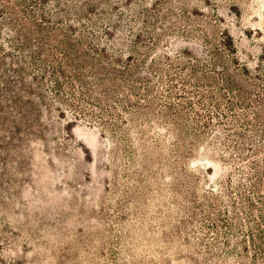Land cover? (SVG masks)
<instances>
[{
  "label": "rangeland",
  "instance_id": "1",
  "mask_svg": "<svg viewBox=\"0 0 264 264\" xmlns=\"http://www.w3.org/2000/svg\"><path fill=\"white\" fill-rule=\"evenodd\" d=\"M61 1L76 39L132 55L157 111L171 101V116L197 117L179 110L192 94L167 90L202 73L204 138L177 158L157 120L141 128L146 147L131 136L133 165L99 122L62 115L0 58V264H264V0Z\"/></svg>",
  "mask_w": 264,
  "mask_h": 264
},
{
  "label": "trees",
  "instance_id": "2",
  "mask_svg": "<svg viewBox=\"0 0 264 264\" xmlns=\"http://www.w3.org/2000/svg\"><path fill=\"white\" fill-rule=\"evenodd\" d=\"M47 2L0 0V58L9 57L13 60V64L20 68L18 75L21 81L27 82L29 76L28 81L39 91V96L44 100L51 98L58 104L62 115L65 116L68 111L75 120L87 117L99 122L113 136L115 144L124 145L129 150L127 160L133 165L139 157L135 154V142L131 140V136L135 135L137 142L146 147L145 133L141 128L147 126L155 129L152 123L157 120H167V124L173 127V134L178 138L174 143L177 158L201 143L204 136L200 135V114L195 109L193 98L197 97L198 104L203 106L204 96L195 89L199 86L196 81L205 78L202 73L193 69L191 75L181 74L179 78L183 79V87L179 89L173 83L175 79H172V89L167 90L169 100L181 96V93L174 90L192 94V98L180 97L185 99L178 104L179 110L186 105V109L192 110V114L197 117L184 116L181 111L180 114L176 112L171 116V101L168 109L159 112L155 107L152 108L159 99L155 91L156 85L150 79L146 84L143 83L139 73L141 68L127 63L132 55H128L126 60H123L121 53L120 56H114L108 52L109 47L102 46V41L86 33L79 41L70 33L74 27L68 24L73 20L67 17L69 21H64L66 14H74L75 8L66 11L62 8L68 5L56 0V9H52L47 7ZM62 25L67 28L64 29ZM211 57H214L213 60L218 59L214 53ZM218 67L219 65L216 66ZM173 75L177 74H172V78ZM205 110L210 112L208 118L212 116L211 110ZM139 156L149 165V157L145 156L143 159L142 155ZM171 168L174 175H177V167L171 164ZM157 176H151L150 181L157 179ZM258 177L259 175L257 182ZM250 204V209L258 210L252 202ZM246 214L251 227H257L253 211ZM259 218L264 222L263 213Z\"/></svg>",
  "mask_w": 264,
  "mask_h": 264
}]
</instances>
